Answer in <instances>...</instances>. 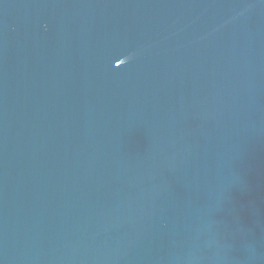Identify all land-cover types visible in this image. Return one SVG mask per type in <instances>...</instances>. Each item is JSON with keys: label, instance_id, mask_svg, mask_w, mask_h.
Segmentation results:
<instances>
[{"label": "water", "instance_id": "water-1", "mask_svg": "<svg viewBox=\"0 0 264 264\" xmlns=\"http://www.w3.org/2000/svg\"><path fill=\"white\" fill-rule=\"evenodd\" d=\"M0 264H264V0H0Z\"/></svg>", "mask_w": 264, "mask_h": 264}]
</instances>
